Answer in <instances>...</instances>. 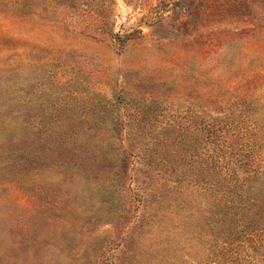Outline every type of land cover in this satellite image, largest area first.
<instances>
[{
	"label": "rangeland",
	"instance_id": "1",
	"mask_svg": "<svg viewBox=\"0 0 264 264\" xmlns=\"http://www.w3.org/2000/svg\"><path fill=\"white\" fill-rule=\"evenodd\" d=\"M0 264H264V0H0Z\"/></svg>",
	"mask_w": 264,
	"mask_h": 264
}]
</instances>
